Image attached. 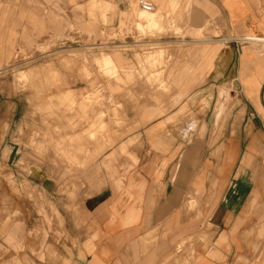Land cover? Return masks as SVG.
<instances>
[{
  "label": "crops",
  "instance_id": "0c3cea01",
  "mask_svg": "<svg viewBox=\"0 0 264 264\" xmlns=\"http://www.w3.org/2000/svg\"><path fill=\"white\" fill-rule=\"evenodd\" d=\"M94 1L0 0V69L70 22L96 35L117 71L57 67L48 95L74 100L82 116L99 90L90 124L103 135L77 152L87 159L63 193L49 178L42 201L13 198L9 213L0 202V264H264V0H145L151 12L140 0ZM94 5L107 24L89 21ZM156 15L179 32L140 35L160 25ZM148 43L180 47L168 67L149 68ZM25 101L1 80L0 171L15 183L25 129L39 123V99Z\"/></svg>",
  "mask_w": 264,
  "mask_h": 264
},
{
  "label": "rangeland",
  "instance_id": "374dc122",
  "mask_svg": "<svg viewBox=\"0 0 264 264\" xmlns=\"http://www.w3.org/2000/svg\"><path fill=\"white\" fill-rule=\"evenodd\" d=\"M98 7H95V10L94 8L88 9L89 21L92 23L99 21L102 24H107V18L104 15L106 10L100 6ZM78 9L82 13L84 12L82 7ZM156 18L160 21L158 27L145 26L141 29L137 27L138 33L142 36H160L167 32H179L177 28L172 27L170 22L162 21L161 16L156 15ZM75 19L77 21L82 20V18L79 19L77 17ZM63 28L67 32H63L60 35L61 37L59 36L56 40L50 38L47 43L45 42L39 46L29 45L31 49H37L34 54L18 47L17 50L23 52V56L13 59L6 67L0 69V82L9 78V83L12 84L14 89L20 87L25 95V104L30 102L33 96L39 99V104L34 109V112L39 114V123L34 129H31L30 133H27L28 129H25L24 154L19 157L18 161L24 171L20 173L16 183L13 182L15 179L10 172L0 171V186H7L9 190L7 194L5 193L0 197V202L4 204L3 211L7 213L12 210L9 203L13 201V198L22 200L23 198L31 197L36 200L39 199V201L45 199L49 178L53 182L51 183L52 186L57 185L58 192L63 193L66 185L63 178L77 172L85 164L80 159L82 157L78 154L81 150L80 148H90L92 144L100 141L101 139L99 138L103 135L102 127L99 129L92 127L93 124H90V121L95 116L102 115V111H100L103 110L102 96L99 90L91 93L90 102H85L88 110L82 116L79 114L77 103L74 100H60L62 93L48 95L50 89L58 88L56 71L59 65L64 67H87L90 74H92L90 67H94L96 64L98 71L105 77H117V71L112 65L111 59L107 58V53L109 52L107 47L99 46L94 42L96 39L95 34L91 35V33L81 30L79 26L76 27L70 22H67ZM80 36L87 40H81ZM77 47L84 48L86 51L77 49ZM179 47L162 43H148L139 48L146 52L145 58L147 57L146 61L149 68H155L161 65L168 67L172 63L174 53ZM160 48L162 53L157 57V52ZM154 56L157 59H154ZM136 57L139 68L145 67V62L140 59L141 56L137 55ZM107 59L110 63L105 61ZM85 68L82 69L80 74L86 76L88 73L86 71L87 68ZM119 70L121 71V69ZM122 70L125 71V69ZM139 77L137 76V78ZM157 78V76L145 77L148 83L156 81ZM160 90H167L165 84L161 85ZM27 95H29L28 98H26ZM103 114L105 116V112ZM81 119L84 122L83 124H80ZM82 129H85V131L81 133ZM34 135L39 138L32 139ZM72 153L77 154L79 158L75 159V155ZM11 159L15 161V157H11ZM48 164L56 166L57 170L64 168L65 172L56 173L52 171L48 173L40 171L41 165ZM48 174H50V177H48ZM55 174H59L60 177L54 179ZM8 185L12 187L11 190ZM5 204H8L7 208ZM40 205L42 207V204ZM21 209L25 210L24 207H21Z\"/></svg>",
  "mask_w": 264,
  "mask_h": 264
},
{
  "label": "built area",
  "instance_id": "2783aa9c",
  "mask_svg": "<svg viewBox=\"0 0 264 264\" xmlns=\"http://www.w3.org/2000/svg\"><path fill=\"white\" fill-rule=\"evenodd\" d=\"M139 4H140V7L142 10L151 12L154 9L153 5L151 3H149L148 1L140 0Z\"/></svg>",
  "mask_w": 264,
  "mask_h": 264
},
{
  "label": "bare ground",
  "instance_id": "6f19581e",
  "mask_svg": "<svg viewBox=\"0 0 264 264\" xmlns=\"http://www.w3.org/2000/svg\"><path fill=\"white\" fill-rule=\"evenodd\" d=\"M95 1H96V0H95ZM95 1H94V2H95ZM99 1H102V0H99ZM96 2H97V1H96ZM99 4H102V2H100ZM99 4H98V5H99ZM106 4H107V3H106ZM90 5H92V4H90ZM90 5H89V6H90ZM92 7H93V6H92ZM97 7H98V6H97ZM87 8H88V7H87ZM98 8H99V7H98ZM94 10H95V5H94ZM99 10H100V9H99ZM88 11H89V10H88ZM105 61H106L107 63H110V61H109L108 59L105 60ZM117 112H118V110H117ZM120 113H121V112H120ZM119 116H120V115H119ZM120 118H121V117H120ZM104 125H105V124H103V129H104ZM79 142H80V141H79ZM80 149H81V148H80ZM83 151H84V150H83ZM86 159H87V157L84 156V157H83V162H84Z\"/></svg>",
  "mask_w": 264,
  "mask_h": 264
}]
</instances>
